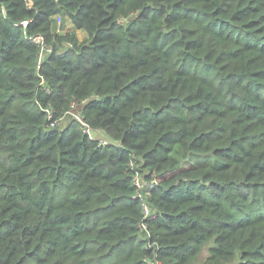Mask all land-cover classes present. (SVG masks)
Listing matches in <instances>:
<instances>
[{
    "label": "trees",
    "instance_id": "1",
    "mask_svg": "<svg viewBox=\"0 0 264 264\" xmlns=\"http://www.w3.org/2000/svg\"><path fill=\"white\" fill-rule=\"evenodd\" d=\"M0 264H264V0H0Z\"/></svg>",
    "mask_w": 264,
    "mask_h": 264
},
{
    "label": "built area",
    "instance_id": "2",
    "mask_svg": "<svg viewBox=\"0 0 264 264\" xmlns=\"http://www.w3.org/2000/svg\"><path fill=\"white\" fill-rule=\"evenodd\" d=\"M28 2L31 3V0H28ZM58 19H60V17ZM33 39L41 44L42 50H49L50 49V46L44 42L43 37L41 35H35L33 37ZM76 117L84 124V131L85 132L90 133L92 131L98 130V129H95V128H92V127L86 125V123L81 119L79 114H77ZM53 123L54 122H52V124ZM103 142H105V141L103 140ZM134 182H135L136 186L138 187V195L140 196L142 189L146 190L148 188L153 187L157 183V178L152 177L151 179L145 180V179H142L140 174L136 173L134 175ZM143 211L145 214H149V207L147 204H143ZM143 226L145 227V224Z\"/></svg>",
    "mask_w": 264,
    "mask_h": 264
},
{
    "label": "rangeland",
    "instance_id": "3",
    "mask_svg": "<svg viewBox=\"0 0 264 264\" xmlns=\"http://www.w3.org/2000/svg\"><path fill=\"white\" fill-rule=\"evenodd\" d=\"M59 17H60L59 15L56 16V28L58 26L59 29L63 28L64 31L65 30H74V28H73L74 26H73L72 22L70 21V19L68 17H65V18L62 17V18L58 19ZM75 31H76V34H77L79 40H83V39H85L87 37V32L84 31L83 29H75ZM74 113H75V111H74ZM77 114L78 113H75V115H77ZM90 133L94 137L95 136L96 137H101V135H102V133H100L98 131H92ZM207 254H208L207 247H204L202 252H201V254H200V257L201 258H205L207 256Z\"/></svg>",
    "mask_w": 264,
    "mask_h": 264
},
{
    "label": "crops",
    "instance_id": "4",
    "mask_svg": "<svg viewBox=\"0 0 264 264\" xmlns=\"http://www.w3.org/2000/svg\"><path fill=\"white\" fill-rule=\"evenodd\" d=\"M65 18V17H64ZM74 28V27H73Z\"/></svg>",
    "mask_w": 264,
    "mask_h": 264
}]
</instances>
